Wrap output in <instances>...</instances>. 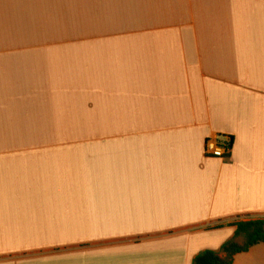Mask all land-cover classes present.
<instances>
[{
	"label": "crops",
	"instance_id": "crops-1",
	"mask_svg": "<svg viewBox=\"0 0 264 264\" xmlns=\"http://www.w3.org/2000/svg\"><path fill=\"white\" fill-rule=\"evenodd\" d=\"M257 219L264 0H0V264H193Z\"/></svg>",
	"mask_w": 264,
	"mask_h": 264
},
{
	"label": "trees",
	"instance_id": "trees-1",
	"mask_svg": "<svg viewBox=\"0 0 264 264\" xmlns=\"http://www.w3.org/2000/svg\"><path fill=\"white\" fill-rule=\"evenodd\" d=\"M231 140L233 145V138ZM230 157L231 154L224 160ZM231 226L235 227L234 237L219 251L206 250L199 253L194 258L193 264H232L236 255L246 253L257 245H264V219L238 221ZM239 237L244 238V245L237 243L236 239Z\"/></svg>",
	"mask_w": 264,
	"mask_h": 264
},
{
	"label": "built area",
	"instance_id": "built-area-1",
	"mask_svg": "<svg viewBox=\"0 0 264 264\" xmlns=\"http://www.w3.org/2000/svg\"><path fill=\"white\" fill-rule=\"evenodd\" d=\"M232 152V140L229 137H219L207 143L206 153L208 156L224 159Z\"/></svg>",
	"mask_w": 264,
	"mask_h": 264
},
{
	"label": "rangeland",
	"instance_id": "rangeland-1",
	"mask_svg": "<svg viewBox=\"0 0 264 264\" xmlns=\"http://www.w3.org/2000/svg\"><path fill=\"white\" fill-rule=\"evenodd\" d=\"M236 241H237V243L240 244V245H244V243H245V240H244L243 237H239V238H237Z\"/></svg>",
	"mask_w": 264,
	"mask_h": 264
}]
</instances>
